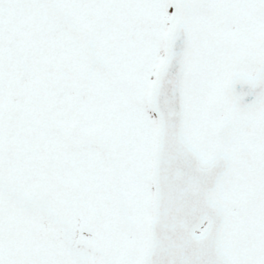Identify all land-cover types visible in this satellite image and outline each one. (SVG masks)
Returning a JSON list of instances; mask_svg holds the SVG:
<instances>
[{"label":"snow or ice","instance_id":"6c2138e0","mask_svg":"<svg viewBox=\"0 0 264 264\" xmlns=\"http://www.w3.org/2000/svg\"><path fill=\"white\" fill-rule=\"evenodd\" d=\"M0 264H264V0H0Z\"/></svg>","mask_w":264,"mask_h":264}]
</instances>
